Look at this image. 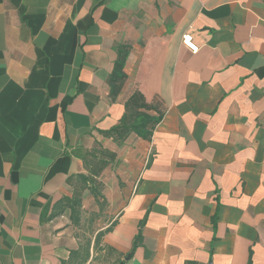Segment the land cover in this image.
I'll use <instances>...</instances> for the list:
<instances>
[{
  "label": "crops",
  "instance_id": "0c3cea01",
  "mask_svg": "<svg viewBox=\"0 0 264 264\" xmlns=\"http://www.w3.org/2000/svg\"><path fill=\"white\" fill-rule=\"evenodd\" d=\"M136 91L165 114L151 140L119 145L101 132ZM101 148L116 154L98 178L109 217L85 238L99 203L85 191L75 224L68 180ZM251 252L264 264V0H0V264H248Z\"/></svg>",
  "mask_w": 264,
  "mask_h": 264
},
{
  "label": "trees",
  "instance_id": "16d2710c",
  "mask_svg": "<svg viewBox=\"0 0 264 264\" xmlns=\"http://www.w3.org/2000/svg\"><path fill=\"white\" fill-rule=\"evenodd\" d=\"M117 60L114 64V70L109 78L110 97L115 100L119 95L126 79L125 66L129 56V48L120 46L117 49ZM164 110L160 102H147L145 96L136 91L125 102V113L118 125L112 127L108 131H103L101 134L106 138L113 139L119 145L133 134L138 137L151 140L153 132L157 125L163 120ZM116 158V154L104 149L89 151L86 154L85 166L87 174H80L69 178L68 184L74 188L72 198H66V204L71 209L72 219L75 224H79L82 208V197L85 191H89L95 201L100 204L104 199L101 193V182L98 180L102 172ZM144 222L141 223V228ZM142 231H139L135 239L133 249H135L141 240ZM104 232H100L96 239L102 237ZM89 247L85 250V254L89 255ZM252 252L250 253L249 263H252ZM88 256H82V263L87 262Z\"/></svg>",
  "mask_w": 264,
  "mask_h": 264
},
{
  "label": "rangeland",
  "instance_id": "374dc122",
  "mask_svg": "<svg viewBox=\"0 0 264 264\" xmlns=\"http://www.w3.org/2000/svg\"><path fill=\"white\" fill-rule=\"evenodd\" d=\"M98 206L100 209L99 214H93L90 211L87 212L86 214H83L84 217L83 220L85 222V224L83 225V236H85V238H89V235L91 234V232H93V227L91 228V226L89 225L91 220L97 218L98 223L101 225L104 224L109 217V214L106 213L105 202L98 204ZM94 264H113V263L109 262L106 259H99L95 261Z\"/></svg>",
  "mask_w": 264,
  "mask_h": 264
},
{
  "label": "built area",
  "instance_id": "2783aa9c",
  "mask_svg": "<svg viewBox=\"0 0 264 264\" xmlns=\"http://www.w3.org/2000/svg\"><path fill=\"white\" fill-rule=\"evenodd\" d=\"M183 44L192 52L197 53L198 47L194 44L193 36L191 34H187L183 37Z\"/></svg>",
  "mask_w": 264,
  "mask_h": 264
}]
</instances>
